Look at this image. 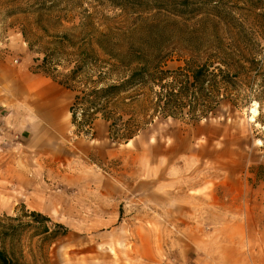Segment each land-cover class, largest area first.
Here are the masks:
<instances>
[{"label":"rangeland","instance_id":"rangeland-1","mask_svg":"<svg viewBox=\"0 0 264 264\" xmlns=\"http://www.w3.org/2000/svg\"><path fill=\"white\" fill-rule=\"evenodd\" d=\"M213 3L239 17L237 27L244 33L238 43L240 55L255 58L257 72L240 74L232 86L219 82L213 90L209 84L199 89L189 86L190 68L204 63L207 53L185 49L176 30V47L163 66L170 71L166 78L149 84L135 100H129L135 92L129 90L105 105L90 90L117 84L121 75L107 73L106 56L95 40L100 32L125 25L134 15L128 18L109 0H0V53L11 50L17 58H29L32 71L64 82L79 97L78 125L70 127V135L86 139L102 135L115 149L99 168L132 186L127 197L139 206L140 213L153 217L147 225L154 244L145 260L148 264H176L179 222L187 226L201 253L210 252L216 232L242 229L244 254L264 264V20L244 17L245 10L264 17V0ZM177 20L186 26L195 24V19ZM225 36L227 47L229 34ZM83 51L89 54L84 65ZM176 61L181 66L176 68ZM170 92L176 96L170 97ZM254 103L258 114L250 120ZM92 112L96 117L109 116L113 126L107 133H100L96 125L89 131L85 113ZM82 159L89 165L98 163ZM38 161L34 165L41 167ZM17 167L14 161L4 169L0 164V174L5 172L9 180ZM2 179L0 198L7 200L13 193L12 184L9 180L4 191ZM37 183L51 191L59 187L47 174L38 173ZM141 189L148 190L157 206L141 199ZM5 210L0 206V249L9 264L130 263L129 256L112 248L103 255L83 254V248H72L80 244L77 236L64 237L62 226L33 219L22 205L9 213ZM181 241L190 244L184 238Z\"/></svg>","mask_w":264,"mask_h":264},{"label":"crops","instance_id":"crops-1","mask_svg":"<svg viewBox=\"0 0 264 264\" xmlns=\"http://www.w3.org/2000/svg\"><path fill=\"white\" fill-rule=\"evenodd\" d=\"M4 45L9 47L8 43ZM31 62L29 58H17L11 50L0 53V164L4 169L10 161L18 163L8 177L13 193L7 200L12 202L3 199L0 206L7 207L4 212L9 213L19 204L29 213H38L62 226L64 237L79 238L80 244L72 248H83V254L103 255L112 248L129 256L130 263L123 264H148L145 260L154 244L147 225L153 217L140 213L139 206L127 197L132 186L99 168L116 153L115 149L102 135L93 139L70 135V127L74 126L70 107L75 94L52 78L32 71ZM175 65L177 68L181 63L176 61ZM95 125L100 133L112 127L101 116L95 117L89 131L95 130ZM83 157L98 163H92L93 167ZM37 161L41 167L34 165ZM38 173L52 176L58 189L51 191L39 185ZM1 176L7 191V174ZM147 192L141 189V199L157 206ZM180 223L176 264H258L243 252L242 229L216 232L210 252L201 253L202 248L191 241L187 226L181 227ZM182 238L190 244L183 243Z\"/></svg>","mask_w":264,"mask_h":264},{"label":"trees","instance_id":"trees-1","mask_svg":"<svg viewBox=\"0 0 264 264\" xmlns=\"http://www.w3.org/2000/svg\"><path fill=\"white\" fill-rule=\"evenodd\" d=\"M109 1L113 6L123 10L127 17L134 15V18L130 21L125 20V25L118 24L116 27H108L96 37L97 48L106 56L104 62L107 73L114 72L121 75V81L117 84L90 90L89 94L97 96V99L103 101L105 105L113 96L129 90L135 91L129 96V100H135L143 94L141 91L149 84L161 83L166 78L170 71L164 69L163 66L173 48L176 47V30L180 32L177 38L183 43L185 49L195 54L207 53L204 63L190 68L189 86L193 85L199 89L204 84H209L212 90L217 88L219 82L232 86L235 83L234 79L240 74L258 71L255 58H250L244 53L240 55L238 43L242 40V36L244 37V33L237 27L241 25L239 17H236V14L225 6L213 3L215 0ZM245 11L244 17L253 15L254 18L264 20L262 15L252 10ZM177 18L180 20L195 19V24L186 26ZM231 26L233 27L230 28ZM226 33L229 34L230 39L227 47L225 45ZM83 53L82 65L87 62L86 57L89 55L86 51ZM261 77L264 79V71ZM218 78H220L219 81H217ZM59 83L68 88L64 82ZM197 89L195 94H197ZM168 95L176 96L172 92ZM78 99L79 97L75 96L70 107L73 125H78L75 112ZM156 99L160 103L158 98ZM95 105H97L96 102L94 107ZM85 116L84 123L89 129L96 114L95 112L85 113ZM101 117L109 120L108 115ZM111 125L113 126V123ZM133 135L129 137L132 138ZM257 169H262V166ZM30 214L33 219H46L35 212ZM0 264H9V260L1 249Z\"/></svg>","mask_w":264,"mask_h":264},{"label":"bare ground","instance_id":"bare-ground-1","mask_svg":"<svg viewBox=\"0 0 264 264\" xmlns=\"http://www.w3.org/2000/svg\"><path fill=\"white\" fill-rule=\"evenodd\" d=\"M258 114L257 110V103H254V105L250 108V115L249 119L254 120V117ZM2 204V199L0 198V205Z\"/></svg>","mask_w":264,"mask_h":264}]
</instances>
